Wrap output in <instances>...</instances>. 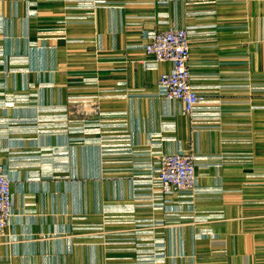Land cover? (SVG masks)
Wrapping results in <instances>:
<instances>
[{
    "label": "crops",
    "instance_id": "1",
    "mask_svg": "<svg viewBox=\"0 0 264 264\" xmlns=\"http://www.w3.org/2000/svg\"><path fill=\"white\" fill-rule=\"evenodd\" d=\"M81 1L93 0H0V163L14 198L0 264H125L127 245L83 229L99 226V205L112 241L153 224L168 264H264V0H94L92 16ZM174 27L192 31V85L222 114L215 128L194 130L158 94L169 63L144 65V35ZM50 109L66 118L54 137L32 126ZM42 152L69 174L38 176ZM154 152L199 159L184 221L158 225L163 211L138 201Z\"/></svg>",
    "mask_w": 264,
    "mask_h": 264
},
{
    "label": "built area",
    "instance_id": "2",
    "mask_svg": "<svg viewBox=\"0 0 264 264\" xmlns=\"http://www.w3.org/2000/svg\"><path fill=\"white\" fill-rule=\"evenodd\" d=\"M97 4L94 0L80 3L91 16ZM191 34L190 29L175 27L146 33L143 50L151 60L144 65L148 69H156L160 63H169L171 70L162 73L158 79V94L165 101L177 104L179 114L189 118L194 130L215 128L219 126L218 107L210 104L192 85L194 79L189 67ZM151 155L158 160L154 168H147L148 165L142 168L151 172L142 184V188L150 193L151 201L183 195L195 188V157L185 153L154 152ZM11 182L6 168L0 163V240L6 237L13 217Z\"/></svg>",
    "mask_w": 264,
    "mask_h": 264
},
{
    "label": "rangeland",
    "instance_id": "3",
    "mask_svg": "<svg viewBox=\"0 0 264 264\" xmlns=\"http://www.w3.org/2000/svg\"><path fill=\"white\" fill-rule=\"evenodd\" d=\"M253 90H256V89L253 87ZM60 115H62V114H60ZM60 115L57 113V109H50L48 114L39 115L38 117L33 119V125L32 126L35 129V131H38V129L43 125L45 130H47L49 132V134L54 137L56 135H59L60 132H63L65 130L64 125L66 123V118L64 116H60ZM221 116H222V114L219 115L220 119H221ZM220 119H219V121H220ZM61 129H62V131H61ZM122 140H124V139H119L120 142H122ZM242 145H249V143L242 144ZM48 153L52 154L53 156H56V154H57L56 151L54 153L51 151L47 152V155H49ZM34 154H35L33 156L34 157V160H33L34 165L40 169V173H36L38 176H41V175L42 176H45V175L55 176V174H58L59 172H62V174H64V173L69 174L68 173L69 169L57 168L56 167L57 161L54 160V158L48 159L45 152H42L39 155L37 153H34ZM163 154H166V153H163ZM190 156H193V155L190 154ZM193 157H195V156H193ZM195 158L197 159V162H198L199 159L197 157H195ZM47 160H49V161H47ZM211 160L217 161V164H215L214 166H216V168H219L221 163H223L225 161H229V160H241V161L251 162L253 160V154L250 151L249 152H243V153H232V154L225 153V154H222L219 157H217V159L215 158V159H211ZM157 161L158 160H156V158H155L154 163L152 165H148L147 168L148 167L154 168L155 163ZM197 162H196V165L198 164ZM53 163H55V165H53ZM197 167H198V165L196 166V170H197ZM141 170L145 173V175H144V178L142 180H140L139 183L136 184V187L139 190H141L145 195H147V197H145L142 200H138V201L148 202V203H150L152 209L162 210L164 213L161 220L155 221V222L158 225H161V224L165 225L166 223L184 221L185 219L189 218V217H185V212H186L188 207L192 206L193 202L191 199L198 192V190H197L198 178L196 175V170H195L196 186L192 191L185 193L183 195H175L172 197H170V196L169 197H163L162 200H159L157 202L151 201L150 200V193L142 188L143 187L142 184L144 183V181L147 180L148 175H150L151 172L144 170V169H141ZM136 175H139V174H136ZM173 199H177L179 202L174 204V203H172ZM185 207H186V210H184ZM107 211L105 209V206L99 205V219H101L99 221V226L83 228V229H85L86 233L92 232L94 234V236H95L94 239H96L97 245H99V247H104L106 244L107 245H112V244L127 245L128 246L127 250L129 251V253L131 255H134V257L130 258L128 261H125V264H168L167 261L165 260L166 256H165L164 246L161 247L162 243L153 242V240H152L153 234H154L153 229H152L153 224H151L152 226H147V227H150V229L149 228L143 229V230L142 229H136V231H130L129 233L126 234V237H127L126 240H123L121 232H116L114 234L115 240L112 241L110 233L106 236V234H107L106 233V231H107L106 227H110V225H111V224H109V226H106V222H107L106 220L107 219H106L105 214ZM196 219L199 220L200 218H196ZM206 219H208V218H206ZM118 221H120L119 223L122 224L123 219L119 218ZM152 222H153V220H151V223ZM72 229L74 231H77L79 228L74 227ZM199 235H203V233H200ZM204 235H208V234H204ZM118 237H120V239Z\"/></svg>",
    "mask_w": 264,
    "mask_h": 264
}]
</instances>
